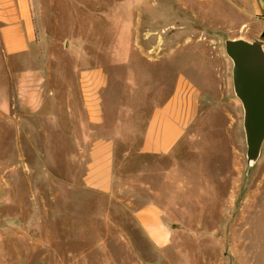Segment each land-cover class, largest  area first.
Instances as JSON below:
<instances>
[{
    "label": "rangeland",
    "instance_id": "obj_1",
    "mask_svg": "<svg viewBox=\"0 0 264 264\" xmlns=\"http://www.w3.org/2000/svg\"><path fill=\"white\" fill-rule=\"evenodd\" d=\"M32 4L38 44L7 58L0 47V264H264V144L248 171L224 44H264V0ZM131 34L128 71L106 65L117 110L109 117L127 134L138 130L133 144L117 146L114 190L103 194L83 182L89 146L75 143L78 113L64 129V107L68 96L79 106L84 60L106 62L117 44L127 56ZM180 79L200 101L184 142L171 157L137 154L150 112ZM153 199L175 230L163 248L135 219Z\"/></svg>",
    "mask_w": 264,
    "mask_h": 264
},
{
    "label": "crops",
    "instance_id": "obj_2",
    "mask_svg": "<svg viewBox=\"0 0 264 264\" xmlns=\"http://www.w3.org/2000/svg\"><path fill=\"white\" fill-rule=\"evenodd\" d=\"M37 39L32 0H0V47L4 57L28 53L38 44ZM119 45H116V55L108 57L106 62L103 57L95 58V61L93 57L84 60L85 67L80 69L78 76L79 106L74 107L68 96L64 107V129L71 127L73 115L78 113L79 124L75 128L79 135L75 137V143L89 146L83 182L87 188L103 194L114 190L117 146L133 144L136 137L133 133L138 130L133 127V132H130L131 127H127V134L119 118L114 122L109 117L117 110L110 108L114 94L108 90L111 73L106 65L123 67L128 71L133 61L132 34L131 42L127 44V56L118 49ZM21 77L25 79L24 75ZM32 91V97L44 98L41 85L34 86ZM199 107L197 90L185 79H180L172 94L152 109L145 126L140 128L136 153L141 156H174L196 121ZM125 153L130 156L133 151L129 149ZM135 219L145 237L156 247L163 248L171 242L175 230L158 200L153 199L138 208Z\"/></svg>",
    "mask_w": 264,
    "mask_h": 264
},
{
    "label": "water",
    "instance_id": "obj_3",
    "mask_svg": "<svg viewBox=\"0 0 264 264\" xmlns=\"http://www.w3.org/2000/svg\"><path fill=\"white\" fill-rule=\"evenodd\" d=\"M224 44L233 63V90L243 108L249 171L261 157L264 144V44L243 38L226 39Z\"/></svg>",
    "mask_w": 264,
    "mask_h": 264
}]
</instances>
